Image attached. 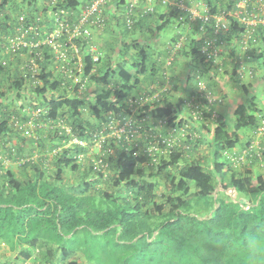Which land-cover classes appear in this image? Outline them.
I'll return each mask as SVG.
<instances>
[{"label":"trees","instance_id":"16d2710c","mask_svg":"<svg viewBox=\"0 0 264 264\" xmlns=\"http://www.w3.org/2000/svg\"><path fill=\"white\" fill-rule=\"evenodd\" d=\"M26 1L29 7L38 5L37 15L41 16L48 10L51 0ZM124 1L126 0H119L109 5L117 3L114 6L116 9L113 17L107 14L108 8L104 12L107 23L102 29L103 34L111 32L114 34L112 25L117 28L123 25L124 32H126L124 35H129L142 25L146 17L153 18V24L157 25L155 27L157 31H163L172 20H177L178 12L166 8L169 11V17L165 22H162L165 16L157 15L155 11L154 14L139 19L134 28L128 30L122 17ZM10 2L11 0H0V20L3 15L8 14L7 8ZM80 2L82 0H65L62 4H58L54 11L65 9L64 7H75ZM238 2L239 0H219L221 8L227 9H234ZM208 3L213 7V11L219 6L214 0H208ZM142 4L146 6V1L141 0L140 11L139 8L137 10L140 13L143 10ZM118 14L121 15L120 18H118ZM22 15L33 16L24 12L19 14L13 22L16 24V28L19 26L18 19ZM5 17L7 19L6 15ZM161 22L162 24H160ZM15 27L12 33L16 32ZM232 27V32L222 36V40L226 44V51L235 63L230 77L241 88L247 98V103L245 107L241 106L235 111V118L233 117L230 121L219 118L218 113H216L217 117H214L215 112L205 110L203 106H201V120H195L193 117H191V122L180 119L176 106L160 95H158V99L146 105L140 104V97L154 96L153 93L130 98L139 83L140 76L151 72V70L155 71V63L152 61L153 53L137 44L136 41L124 43L125 47L128 49L131 47L135 54H132L131 62L125 60L124 63L118 64L114 71H111L110 61H107L112 57L104 56L105 51L112 50V44H106L103 49L98 47L102 55L100 62H95L88 50L83 51L85 75L89 77L91 83L101 87L98 94L95 95L94 104L68 95L48 96V92H56L61 88V82L56 80L53 73L49 71L50 62L48 53L45 52L43 59L37 61L40 67L39 77L42 86L39 85L37 88L28 86L27 78L24 76L27 69H22L23 74H19L18 79L20 81L15 80L12 84L16 87L15 90L18 89V93L25 84L31 91L34 105L38 102L40 105L48 106V110L36 119L38 121L36 129L38 134L40 131L45 134L50 132V134L42 140L38 134L36 135V132L33 136L34 131L30 128L15 127L19 134L25 135L26 138H32L34 149L28 156H22L18 158L19 161L16 160L20 163L22 170L20 175L10 170L4 175L0 173V190L8 188L13 194L17 193L25 200H42L44 205H41V202L24 204V208H29V217L40 218L41 214L48 211L49 205L54 204L53 215L59 225L69 224L72 233L76 229H83L84 232L91 233L96 237L95 242H98L101 236L105 243L113 242L117 245H124L125 250L129 248L137 250L136 241L139 236L129 229V224L132 218L149 219L158 223V230H161L163 242L177 246L178 257L182 264H192L191 257H197L200 264H224L227 248L226 230L237 226L246 230L247 225L256 218V213L251 212L252 209L246 211L245 207L239 205L236 195L240 198L244 196L260 198L264 195V163H262L264 162V144L260 143L258 147H255V136L261 123L262 111L255 103L256 97L250 95L248 87L244 84V78L238 73L240 54L236 51L237 47L233 43L239 31L238 24L232 22ZM259 42L260 40L257 43ZM77 43L79 44L80 41ZM81 43L84 44L82 41ZM201 44V41L193 40L188 55L199 66L200 71L206 72L210 65L200 54ZM248 55L251 56V59L261 60V63L264 64V52H260L259 47L256 46L247 51L244 57L247 58ZM11 56L21 57L13 54ZM121 56L123 57V55ZM251 61L249 60V62ZM10 63L7 67H3L2 59L0 60V74L7 72L5 69L10 67ZM104 63L105 67H100ZM112 73H118L115 89L109 87L113 81ZM253 73L255 74V72ZM2 93L0 92V96L4 95ZM188 104L189 107H192L191 102ZM215 104L218 103L209 105ZM133 106L135 110H138V115L137 113L133 114ZM85 108H89L91 116L98 120L99 132L94 129L96 125H91L86 119L83 112ZM130 116L142 122L143 129L139 143L129 144L125 138L109 137L101 145L98 154L95 156L93 154V157H90V150L95 146V135L107 129L113 118L121 120ZM149 117L154 120L152 126H148L146 122ZM161 121H165L164 129L160 128ZM198 121L216 125L213 139L208 143L214 156L211 170H207L202 163L190 156L192 152H188V150L193 151L200 143H204V140L193 134L195 132L193 126L200 123ZM230 122H233L232 126H230ZM42 123L45 125L44 130H41L40 127ZM156 126L158 132L155 129ZM202 127L207 128L206 124ZM3 129L0 128L1 134ZM175 130L178 132H174ZM25 132L30 133V136ZM108 133L107 130L105 135ZM145 133L148 134V138L143 135ZM154 135H157V138H150ZM142 136L145 140L142 139ZM56 139L58 142H54ZM245 139H248V142L243 143V149L237 150ZM74 140L79 143H75ZM257 151L262 153L261 158L255 156ZM244 152H247L245 154L246 162L240 163L236 167L233 157L242 156ZM2 164L3 162L0 161V171L4 168ZM260 165L262 169L259 168L256 172L255 168ZM68 170L74 173L73 178L68 176ZM171 170H176L178 174H172ZM162 178H165L163 186L160 185ZM57 184L60 186L57 187ZM100 184H104L106 187L96 190V194H91V189ZM43 185L45 186L43 187ZM48 188L57 190L52 191ZM37 191H40L41 200ZM45 198H48V202ZM193 200H198V207L205 200L206 204L208 203L206 206L213 205V208L208 211L207 215L201 217L190 211ZM63 214L69 217L66 223L62 222ZM118 232L130 234L129 243H122L120 238L114 242L113 235ZM37 240L39 239L29 240L28 246L35 248ZM63 243V238L50 240L42 244L44 250L38 251L36 254L32 255L27 250L17 252V259L22 258V263H26L30 259L32 260L35 255L33 259L39 264H78L74 260L78 252H75L72 246L65 247ZM142 256L138 258H142ZM92 257L89 258L88 255L85 257L89 264H93ZM125 259H128L127 255ZM106 261H110L108 256ZM0 264L12 263L2 259ZM14 264L17 263L14 262ZM29 264H36V262L33 260Z\"/></svg>","mask_w":264,"mask_h":264},{"label":"built area","instance_id":"2783aa9c","mask_svg":"<svg viewBox=\"0 0 264 264\" xmlns=\"http://www.w3.org/2000/svg\"><path fill=\"white\" fill-rule=\"evenodd\" d=\"M50 1V0H49ZM65 0H51L46 13L32 17L20 16L19 26L16 32L11 33L7 38L8 54L20 55L26 58V64L23 69H27L24 76L27 78L28 86L37 88L42 86L40 79V67L38 60L43 59V55L48 53L50 62L49 71L53 77L61 82V89H65L73 95H83L88 91L91 81L85 75L84 50H88L95 62H100L102 58L95 41L97 31H102L106 26L104 12L113 2L119 0H82L75 7H64L65 9H54L58 4ZM146 6L142 13L138 12L141 0H126L123 4V20L128 30H132L137 21L146 15L154 14L156 6L159 4L163 8H170L177 14V27L192 28L195 26L196 36L192 40L201 41L200 54L210 65V69L217 74H225L233 71L234 60L226 51V44L222 36L232 32V22L238 24L237 38L233 41L239 48L240 63L238 73L244 80L252 79L254 71L247 65L251 56L245 58V53L257 46L261 33H264V0H239L234 9L221 8L219 0L218 7L213 11L208 0H145ZM48 6V3H47ZM77 41H80L78 44ZM81 41L84 43L82 44ZM186 37H181L171 45V50L165 60V68L169 70L173 67L176 55L189 45ZM84 51V52H83ZM241 52V53H240ZM217 60V63H216ZM9 61L2 60V66L7 67ZM227 70V71H226ZM167 75V72H165ZM244 76V77H243ZM59 77V78H58ZM50 99V98H49ZM158 99V95L140 97V104L146 105ZM192 117L195 120H201L202 105L196 98H192ZM222 100L218 102L221 104ZM33 119H38L41 114L48 110L47 105H40L38 102L34 105ZM217 117L216 112L213 115ZM260 126L255 136V147L261 143L264 144V117L260 116ZM20 129L24 127L20 124ZM142 122L134 119L132 116L116 120L113 118L108 124L107 129L100 131L95 135V146L101 149V145L106 138L116 137L125 138L129 144L139 143L142 132ZM165 123H160V128L164 129ZM108 135H105L106 131ZM175 130L174 132H176ZM178 132V131H177ZM30 136V133L25 132ZM182 134V133H181ZM183 136V135H182ZM155 139L157 135L150 136ZM75 143L79 141L74 140ZM82 144V143H80ZM233 157L236 167L240 163H245V154ZM257 157L261 158L262 153L257 151Z\"/></svg>","mask_w":264,"mask_h":264},{"label":"crops","instance_id":"0c3cea01","mask_svg":"<svg viewBox=\"0 0 264 264\" xmlns=\"http://www.w3.org/2000/svg\"><path fill=\"white\" fill-rule=\"evenodd\" d=\"M143 1V0H142ZM144 3V2H142ZM117 4V3H116ZM115 3L108 7L107 14L114 16L113 13H115ZM144 7V4H142ZM36 6V7H35ZM30 6L28 5V2L26 0H11L8 8L7 13L5 14L7 16V19L5 15L2 16L0 20V55H4L2 60H7L10 63V67L5 69L4 73L0 74V92L4 95L0 96V128L3 129V133H0V161L3 162V170L0 171L2 175L6 174L8 170L13 171L14 173L20 175L22 170L20 169V163L18 162V158L22 156H28L30 152H33L34 146L32 145V138L25 137L23 134H19L16 132L15 127H18V124L23 125L24 128H30V130L34 131L33 136L38 134L36 129V122L38 121L36 119H33V111L34 109V103L33 96H31V91L28 90L26 85L24 84L21 88L20 93L15 90L12 83L16 81H20L19 76L23 74V67L26 62L25 57H12L11 54H8L6 51L7 48V37L10 33L13 32V29L15 27V19L19 15V10L23 11L26 14H37L39 11L38 5ZM17 10V13L14 12ZM142 10V8H141ZM139 11H140V5H139ZM157 15H163L164 20L162 22H165L168 20L169 17V11L166 8H163L159 4L156 6V13ZM157 18V17H156ZM11 19V20H10ZM153 19V18H152ZM149 19V17H146V20L142 23L141 26H138L136 28V31L133 33H130L129 35H124V27L121 25L119 28V33L123 36H126L130 41L129 42H135L137 44H141V46L148 49L150 53H153L152 61L155 63V71H152L140 76L139 83L132 92L130 98L138 97L142 94H155L160 95L162 98H165L169 100L171 103H173L176 108L178 109L177 112L180 116V119H185L186 121L191 122V107H189V104L185 105V100H188L189 103L191 102L192 98H196L200 100L201 105L205 108V110H211L216 113H218L219 118H223L224 121H226L231 115L232 108L230 106H225V102L228 100L232 103V99L239 101V99L236 98L237 93L240 95H244V93L241 91V88L238 86L236 89L233 85L228 82L224 83L225 77H230L231 70L228 71L226 74H217L214 71H212L210 68L206 72H202L199 69V66H197L196 63L192 60V57L188 55V53L191 51V43H192V37L193 39L196 36L195 26L192 28L188 27H181L179 28L176 26L177 21L172 20L170 24L167 25V27L163 31H157L155 28L157 25L153 24V20ZM160 19V17H159ZM162 22L160 24H162ZM151 27V29H150ZM16 28V27H15ZM113 32H116L118 28L114 27L112 25ZM112 30V29H111ZM150 30V31H149ZM152 30V31H151ZM118 31V30H117ZM148 32H150L151 40H146L148 36ZM117 34H103L102 31H97L95 35V41L100 46L101 49L105 48L106 44L110 43L112 44V40L114 37H117L119 35ZM128 34V33H127ZM181 37H186L189 42V45L185 47L182 51H179L176 55V59L174 62V65L171 69L166 70L165 68V60L167 59L169 52L171 50V45L174 41H177ZM125 39V38H124ZM160 40V41H159ZM187 41V42H188ZM155 42V43H152ZM152 46V48H150ZM236 47V46H235ZM257 47L260 48V52H264V33H261L260 42L258 43ZM234 48V47H233ZM108 50V48H106ZM236 51H240L239 48H235ZM241 53V52H240ZM132 58V55L128 57H122L121 55H116V57H113V60H107L110 61V67L111 71L116 70L117 66H113V62L118 61V64L124 63L125 60L129 61V59ZM113 61V62H112ZM128 63V62H126ZM247 65L249 67H252L255 74L253 79H246L244 80V84L248 87V90L250 92L251 96L256 97V105L257 107L262 111V115L264 117V64L261 63V60L258 61L255 59L251 62H248ZM100 67H105V63L100 65ZM154 72V73H153ZM165 72H167V75H165ZM20 74V75H19ZM205 75L206 77L210 78L209 82L213 83L214 86L220 87L221 84H223L224 89H221V99H223V102L221 104H215V105H209L207 104V101L204 100L198 93V91L193 89L192 81L197 76ZM59 78V77H58ZM111 78H113V81L111 84H109L110 88H116V81L118 78V73H112ZM215 78V79H213ZM263 79V80H262ZM116 82V83H115ZM100 85L92 83L88 87V91L83 95H73L68 93L65 89H61L62 95H68L70 97H79L81 100L91 103L90 97H94L98 92L100 91L98 88ZM101 88V87H100ZM179 92L182 94L181 99L178 101H175V96L179 94ZM95 94V95H92ZM238 94L237 97H240ZM164 99V100H165ZM234 103V102H233ZM247 103V99L243 102ZM241 103V104H243ZM131 107V105H130ZM134 108L133 114H136L138 110H135ZM236 108V107H235ZM138 115V113H137ZM234 116V115H233ZM235 118V116H234ZM148 126L154 125V120L149 117L146 121ZM200 123L193 126L194 129V136L197 138H201V140H204V142L209 143L212 141L213 137L209 136L208 133L214 129L216 125H210L209 123H204L202 121H198ZM189 124V123H188ZM206 124L207 128H203ZM42 128L41 130H44L43 127L45 125L42 123L40 125ZM154 127V126H153ZM191 127V126H190ZM158 132V128L156 126L155 128ZM32 132V131H31ZM33 133V132H32ZM250 133V132H249ZM49 133L40 131L39 138L40 139H46L45 137L48 136ZM207 134V137L205 136ZM251 134V133H250ZM249 134V135H250ZM146 138H148V134H143ZM213 135V134H212ZM144 136H142V139L145 140ZM58 142V139H56L54 142ZM248 139H245V141H242V144L238 146V149H243V143H247ZM201 145V143L199 144ZM16 150V151H13ZM15 158V160H14ZM18 160V161H16ZM6 253V252H4Z\"/></svg>","mask_w":264,"mask_h":264},{"label":"rangeland","instance_id":"374dc122","mask_svg":"<svg viewBox=\"0 0 264 264\" xmlns=\"http://www.w3.org/2000/svg\"><path fill=\"white\" fill-rule=\"evenodd\" d=\"M22 12L23 11L19 10L18 13L21 14ZM14 13L16 14L17 10ZM120 17L121 15L118 14V18ZM117 30L116 32H114V34L119 33L120 31L119 28ZM120 33L117 37H114V39L112 40V50L104 52L105 57L108 55L110 56V58L112 57L111 60L113 59V57H116L118 53L120 55H123V57H128L132 54H135V51L131 47L129 49L125 47L124 43L129 42L130 40L126 36L121 35ZM151 35L153 34H150V32H148V36L146 40L150 41L152 37ZM150 48H152V46ZM3 57L4 55L1 54L0 60L3 59ZM129 60L131 62V58ZM109 63L111 64V62ZM112 64L115 67L118 65V61L114 60ZM228 82L230 84H234L233 86L236 89L238 88V86L235 84V81H233L231 77H229ZM98 89L100 90L101 88L99 87ZM60 90L61 89H59L56 92L50 91L48 92V96L49 95L57 96L61 94ZM238 94L239 93H237L236 98L239 99V101H236L233 98L232 103L229 102L228 100L225 102V106H230L232 108L231 115H229L227 119L228 121H230V119L234 117L233 115L236 110L240 109L239 107L241 106L245 107L246 105V103H243L247 99L246 96L239 94L240 97H237ZM91 98L92 100H90V102L94 104L96 98L95 96L90 97V99ZM83 112L86 119L90 122V124L96 125L94 129L98 131L99 130L98 120L91 116L90 109L85 108L83 109ZM232 125L233 122H230V126ZM208 134L210 137L211 136L213 137L212 135L213 130L210 131V133ZM205 136L207 137V134H205ZM98 152H99L98 147L94 146L90 150L89 156L93 157V154L95 156V154H98ZM188 152H192L190 156L193 159L198 160L200 163H202L207 170L212 169L214 156L212 149L208 146V143L204 142L201 145H197V147L193 151L188 150ZM260 166H258V168H255V171L257 170L256 172H258L259 168L262 169V166L261 167ZM170 172L174 175L178 174L176 170H171ZM68 176L73 178L74 173L68 170ZM164 184H165V178L160 179V185L163 186ZM44 186L45 185H43V187ZM59 186L60 185H58L57 187ZM105 187L106 186H104V184H100L98 187L92 188L90 193L96 194L97 193L96 190H98L99 188L104 189ZM48 189H52V191L57 190L56 188H48ZM63 191L65 192V190ZM39 192L40 191H37V195L41 200V196L39 195ZM236 199L238 200L237 202L241 207H245L246 211L252 209L251 212L256 213V218L258 216H264V195L260 198L258 197L246 198V196L240 198L236 195ZM45 200H47L48 202V198H45ZM197 201L198 200H193L191 202L190 211L192 213L200 215L201 217L207 215V213H209L208 211H210L213 208V205H211V207L209 205L206 206L208 203L206 204L205 200H203L202 205L198 207ZM35 202L36 203L41 202V205H44V202H42V200L41 201L25 200L21 195L17 193L13 194V192L8 188L4 190H0V260L5 259L12 264H14V262H16L17 264H29L30 261L34 260L36 264H39L35 259H33L35 255L32 257V260L30 259L26 263L25 262L22 263L23 262L22 258L17 259L16 253L22 250L24 251L27 250L30 251L31 254L33 255L36 254L38 251L44 250L42 248L43 247L42 244H45L50 240L63 238L64 239L63 245L65 247L67 246L70 248L72 246L75 249V252H78L76 254V257L74 258V260L77 261L78 264H89V262L85 258L87 257V255L89 258L92 257L91 255H94L92 257L93 264H182V262L178 257L179 251L177 246L175 244L173 245L172 243L163 242L164 240L162 239L160 233L161 230H158V223L156 224V222H152L149 219L132 218L129 224V229L132 230L134 234H137L139 236V238L136 241L138 245L137 250H139L137 252L136 248H129L128 250H125V247L122 244L117 245L114 244L113 242L105 243V241L102 240L103 237L101 236H100V240H98V242H95L96 237L93 236V234L91 233L84 232L83 229H76L72 233V228H70L69 224H64L63 226H61L55 221L53 215V212L55 211L54 204L49 205L48 211H46L45 214H41L40 218L34 216L29 217L28 216V214L30 213L29 208L27 207L24 208L23 206L24 204H30V203L33 204ZM193 208L195 209L203 208L204 214H201L199 211L193 212L192 211ZM62 220H63L62 222L66 223L69 220V217L64 215L62 217ZM117 238L118 239L120 238V241L122 243H129L131 239V235L130 234L126 235L123 232H118L113 235L112 240L116 242ZM31 239H39L37 240L35 248L34 247L31 248L28 246V241ZM216 246L220 247L219 245ZM126 255L128 259H125ZM144 255H145V259H144ZM107 256L110 258L109 262L106 261ZM140 256H142V258H138ZM231 263L244 264L243 255L237 253Z\"/></svg>","mask_w":264,"mask_h":264},{"label":"clouds","instance_id":"9594fccd","mask_svg":"<svg viewBox=\"0 0 264 264\" xmlns=\"http://www.w3.org/2000/svg\"><path fill=\"white\" fill-rule=\"evenodd\" d=\"M217 63V60H216ZM205 75L197 76L192 81L193 89L198 91L199 95L207 101V104L218 103L221 99V89H224L223 84L216 87L209 82ZM215 79V78H213ZM229 77H225L224 83L228 84ZM181 93L175 96V101L181 99ZM195 102V101H191ZM184 103H189L185 100ZM160 123H165L161 121ZM193 212L199 211L204 214L203 208L192 209ZM206 227V226H202ZM227 239L225 241L226 255L224 264H231L237 253L243 255L244 264H264V216H258L247 225L246 230H242L239 226L226 230ZM192 264H200L197 257H191Z\"/></svg>","mask_w":264,"mask_h":264}]
</instances>
